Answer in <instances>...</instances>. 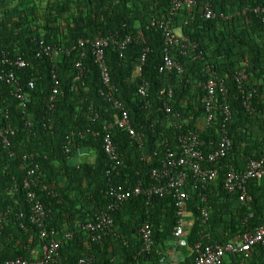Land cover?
<instances>
[{
	"label": "trees",
	"instance_id": "obj_1",
	"mask_svg": "<svg viewBox=\"0 0 264 264\" xmlns=\"http://www.w3.org/2000/svg\"><path fill=\"white\" fill-rule=\"evenodd\" d=\"M205 1L211 4L215 17H204ZM257 7L263 8L264 0H195L190 9H178L174 26L196 43L185 54L180 43L171 47L170 55L184 68L178 75L158 70L163 37L158 29L148 27L152 17L169 13V0H0V48L27 63L23 68L0 66L6 71L12 68L15 76V84L0 79V129L9 125L13 130L8 147L0 142V261L41 256L42 239L38 227L29 221L30 205L22 187L31 160L42 172L41 183L33 189L48 210L46 226L53 227L61 238L72 232V237L62 239L56 264H80L79 259L85 257L90 259L88 264H171L172 255L178 257L175 264H191L197 241L223 245L264 224V177L248 181L243 201L222 186L229 166L242 169L247 159L264 152V13ZM139 29L144 43L132 42L122 51L113 46L105 49L116 97L132 126L143 134L139 145L125 130L113 128V141L124 160L116 174L101 147V137L78 135L87 128L101 130L116 113L99 95V70L89 42L109 32L125 35ZM78 39L83 40L87 53L82 76L74 68L80 51L73 46ZM39 40L70 51H60L53 59L38 53ZM144 47L148 50L138 73ZM244 61L247 88H256L251 113L242 106L234 80ZM209 71L227 87L231 118L224 121L220 102L213 119L199 127L204 112L203 83L210 77ZM141 78L150 83L146 108L137 95ZM15 85L26 96L25 111L14 95ZM54 86L56 98L49 108ZM168 89L172 90L170 100H166ZM90 103L99 113L95 120L90 118ZM188 130L198 134L205 154L224 134L231 139L232 149L216 165L218 175L206 190L193 187L188 174L183 242L177 243L172 236L177 214L171 195L131 196L110 212L111 229L92 240L82 226L106 212L108 185L158 184L150 177L151 169L160 166L168 150L180 154L179 137ZM66 136L71 141L70 152L63 149ZM79 151L83 155L73 161ZM30 154L33 158L24 160V155ZM208 165L202 163V167ZM200 190L208 198L205 223L200 219ZM144 222H149L152 231L149 250H143L139 231ZM169 243H174V248L168 247ZM221 264H264V241L245 252H225Z\"/></svg>",
	"mask_w": 264,
	"mask_h": 264
},
{
	"label": "built area",
	"instance_id": "obj_2",
	"mask_svg": "<svg viewBox=\"0 0 264 264\" xmlns=\"http://www.w3.org/2000/svg\"><path fill=\"white\" fill-rule=\"evenodd\" d=\"M170 10L169 13L162 18L152 17L148 23V27H153L161 32L164 42L163 52L161 54V61L158 64L160 72H176L178 75L183 74V66L170 55L171 47L174 44L180 43L181 53L185 54L186 49L189 47L195 48L196 43L191 41L188 37L181 34L180 29L175 27L174 17L178 9L186 7L190 9L195 0H169ZM203 14L205 18H213L216 16L209 2H202ZM257 11L264 13V7L256 8ZM222 17H227L222 15ZM264 19V16H263ZM142 44L145 42L143 31L139 29L135 33L121 35L119 32H109L104 35H99L94 40L89 42L90 53L93 57L95 64L99 70L101 87L99 88V95L104 101L109 103L111 109L115 110L113 120L105 121L100 129L87 128L79 131V137L84 135H92L101 137V147L109 159L111 170L118 174V169L123 165L124 160L112 138V130L117 127L127 132L129 138L137 144H142L143 134L137 131L131 124L129 116L121 101L116 97L117 89L112 83L111 74L105 58V49L113 46L118 50H124L130 43ZM39 54H45L54 59L60 51L69 53V48L58 50L55 46L46 44L43 40H39ZM83 40L78 39L73 48H79V59L74 62V68L78 76L83 75L84 67L83 60L87 56L86 50L83 48ZM147 47L143 48V53L140 57V65L137 72L141 71V66L145 60V52ZM12 66L15 68H23L27 65L25 60L17 56H10L8 52L0 48V66ZM247 62L234 74L236 83V90L241 99L244 109L251 113L254 110L253 97L256 93V88L248 89V73L246 71ZM210 77L203 83L205 92L204 98V112L201 122H198L199 127H204L214 117L215 110L218 108L219 103L222 102V114L224 121L231 118V110L227 102V87L224 81L219 78L214 71H209ZM52 78L55 84L58 83L56 74L53 72ZM0 79L12 82L15 84L14 70H4L0 68ZM32 86V83H29ZM150 83L148 80L141 78L137 82V95L140 99L141 106L146 108L150 105L149 100ZM57 87L54 86L49 96V108L53 106L56 98ZM14 95L18 98L21 106L26 109V96L21 91L20 87L15 85ZM167 99L172 97V90H167ZM166 100L163 105L166 111L170 108L167 107ZM90 118L95 120L99 117L98 111L94 108L93 103L89 104ZM193 116H190V119ZM30 125V123H29ZM13 135V130L9 125L0 129V142L2 147H8L11 143L10 136ZM69 136H66V142L63 145L65 152L71 151V141ZM179 142L182 144L181 152L175 156L174 152L168 150L164 157L161 159L160 166L153 168L150 171V177L158 182V184L141 185L140 183L124 188L121 185L110 183L105 190V195L109 199L106 212H102L95 221L88 222L82 228L88 233L92 240H98L107 233L112 227L113 220L110 212L113 211L119 204L128 200L131 196L144 195L150 198L154 195H171L175 200L177 222L173 227L172 236L177 243L183 242V235L186 224V213L188 208L189 194L186 191V186L189 184V173L191 174V185L206 190L208 184L215 180L218 175V167L216 166L222 158H224L232 149V141L225 134L219 137L214 143V148L207 154L203 151V142L198 134L193 130H188L185 134L179 137ZM24 160L32 159L33 155H24ZM208 163L207 167H202V163ZM214 164V165H213ZM189 169V171H188ZM41 169L37 163H28L25 167V174L22 180V187L25 190V196L30 205L29 221L35 224L40 232L42 239L41 256L35 260H28L23 257H16L14 259H6L0 261V264H56V257L62 239H69L72 237V232L64 233L63 237L56 232L53 227H47L45 224L48 216V210L44 202L37 197L33 188L41 183ZM264 177V152L258 158L247 159L244 168L238 169L235 166H229L224 172L223 176V189L228 193H236L241 201L245 199L247 193V183L250 179H260ZM55 195V193H53ZM202 206L200 207V219L205 223L208 217V198L206 193H199ZM23 227V225L21 224ZM140 233L143 241V250H149L152 245V231L149 222H144L140 227ZM264 241V224L255 227L252 231L244 233L239 237L226 242L225 244L219 243H203L197 241L194 244L195 256L191 264H221L225 252H245L249 248ZM176 261V260H175ZM90 259L88 257L80 258V264H88ZM177 262V261H176Z\"/></svg>",
	"mask_w": 264,
	"mask_h": 264
},
{
	"label": "crops",
	"instance_id": "obj_3",
	"mask_svg": "<svg viewBox=\"0 0 264 264\" xmlns=\"http://www.w3.org/2000/svg\"><path fill=\"white\" fill-rule=\"evenodd\" d=\"M82 155H83V152L79 151V153L76 154L75 157L73 158V161H77V160H79V159L81 158ZM89 157H92V155L89 156ZM173 256H174V257H177V256H175V255H172V257H171L172 260H173ZM176 261H178V257H177ZM171 262H172V261H171Z\"/></svg>",
	"mask_w": 264,
	"mask_h": 264
},
{
	"label": "rangeland",
	"instance_id": "obj_4",
	"mask_svg": "<svg viewBox=\"0 0 264 264\" xmlns=\"http://www.w3.org/2000/svg\"><path fill=\"white\" fill-rule=\"evenodd\" d=\"M167 246L168 247L170 246L171 248H174V243H169ZM176 259H177V257L173 256V260L171 259V261H172L171 264H175L176 263V261H175Z\"/></svg>",
	"mask_w": 264,
	"mask_h": 264
}]
</instances>
